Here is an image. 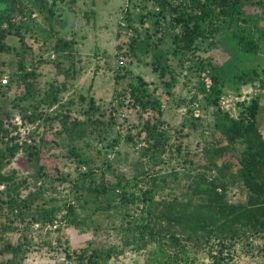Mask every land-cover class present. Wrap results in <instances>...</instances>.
<instances>
[{
	"label": "trees",
	"instance_id": "trees-1",
	"mask_svg": "<svg viewBox=\"0 0 264 264\" xmlns=\"http://www.w3.org/2000/svg\"><path fill=\"white\" fill-rule=\"evenodd\" d=\"M70 2L75 3L74 0ZM142 2L153 6L148 12L152 17L150 29L142 33L134 28L128 18V28L133 30L134 35L130 36L127 49L121 51V57L142 62L140 55L150 56L153 72L160 77L170 75L169 81L165 83L168 95H172L171 90L177 82L168 63L169 56H177L181 67L189 60L192 61L202 74L192 101L203 103L207 110L212 109L213 122L201 121L199 107L198 110L189 111L191 117L183 122L175 137L163 120L164 103L149 91L148 83L131 71L118 75V80L129 79L126 88L118 93V106L129 107L131 102L139 111L137 125H132L124 138L138 151L139 157L137 171L131 179L122 173H114V179H110L107 171L98 172L84 165L90 163L80 158L77 144L86 142L93 131L106 122L115 125L114 117L105 121L107 112L93 96L81 97V108L84 110L80 116L72 115L68 106L72 102L63 105L60 100L67 89L66 82L51 83L43 97H40L32 83L37 78L36 71L28 68L27 36L19 32L17 27V16L22 20L33 8L48 14L51 25L65 23L63 18L66 13L75 18L73 8L67 0H0V54L11 55L1 60L0 80L6 75V65L16 66L14 79L28 87L20 97L9 101L7 98L0 99V254L10 256L0 264L21 263L23 249L30 245L28 239L36 232L35 226L43 230L59 220L63 223L58 227L59 232L66 227L82 229L87 221L79 217V209L90 213L93 220V217L101 214L109 217L108 213L112 210L148 204L147 220L137 229L143 241L140 250L150 245L156 246L152 252V264H191L189 256L192 251L198 253L215 242L222 249L220 255H212L213 261L210 264H221L236 242L250 243L257 238L264 240L261 97L256 95L251 101L239 103L240 109L236 116L222 106L225 88L229 86L236 89L256 85L263 87L264 67L260 62L257 61L254 66L241 67V63L236 61L245 58L264 60V27L260 26L259 18L245 10L250 3L264 8V1L183 0L177 4L172 0ZM90 12L84 14L87 16ZM145 18L147 16H141L140 21L147 25ZM14 33L19 36L23 50L6 42L8 36ZM167 38L171 42L170 47L163 48L161 44ZM72 40V37L51 40L54 42L53 52L57 54L55 66L58 75L65 74L66 80L76 78L71 73L74 71L73 65L66 70L62 63L64 57L73 55ZM226 42L234 49L233 61L227 63L226 69L218 59L215 63L207 62L211 71L207 70L205 61H199V58L195 60L201 49H212ZM118 61L120 67L125 65ZM29 101L30 105H23ZM16 114L19 116L16 117ZM14 119L17 123L13 122ZM38 121L45 127L38 140L31 136L30 140L20 143V136L16 133L18 128L24 123L35 124ZM185 128L196 132L202 130L199 154H190L189 143L183 144L190 136V133H185ZM137 136L141 141L136 139ZM174 137L176 141H173ZM63 138L68 142L67 156L76 157L81 169L86 170L79 174L70 189L69 201L59 207L47 203L41 183L31 189L29 179L20 178L19 172L9 167L23 152L28 161L38 166L37 178L43 179L46 173L42 158L56 148L55 139ZM183 151L192 158H189L191 165L182 171L175 168L171 171H150V164L158 167L164 164V155L168 154L173 159ZM193 159H196V163ZM231 194L240 198L232 201ZM60 212L63 213L61 218L58 217ZM129 217L133 219L134 215ZM20 225L26 237L24 241L14 244L6 235L19 231ZM146 237L147 240H144ZM63 253L69 264H109L114 257L122 254V250L116 246L89 245L80 250L65 247Z\"/></svg>",
	"mask_w": 264,
	"mask_h": 264
},
{
	"label": "rangeland",
	"instance_id": "rangeland-1",
	"mask_svg": "<svg viewBox=\"0 0 264 264\" xmlns=\"http://www.w3.org/2000/svg\"><path fill=\"white\" fill-rule=\"evenodd\" d=\"M70 1L67 0V3L70 4L75 13L73 20L69 18L70 22L65 21V23L51 25L48 14L41 13L34 8L32 11L27 12L22 20L20 16H17L18 31L27 36L26 44L29 47L26 53L28 68L36 71L37 75V78L32 81L35 84L34 89L40 97H43L51 83L66 82L67 89L60 96V100L63 105L72 102L68 106L75 117L80 116L84 110L81 108V97L89 98L93 96L99 106L107 112L104 120L110 121L113 116L115 125L106 122L104 126L98 127L86 142L77 144V153L80 158L89 161V165L84 164L88 169L91 168L98 172L107 171L110 179H114V173L125 174L127 179H131L137 171L139 156L138 151L128 144L124 138L130 131V127L137 125L139 111L137 107L131 105V102L129 107L127 105L124 107L118 106V93L126 88L129 79L118 80L117 76L124 74L126 71H131L133 75H139L148 83L149 91L154 96L162 99L164 103L163 120L166 126H169L173 135L177 137V130L181 129L183 122L191 117L189 111L198 110L200 107L201 121L203 123L205 121L213 122V110H207L203 103L199 104L197 101H192L194 94L197 93L202 74L196 69L197 67H194L192 61L189 60L184 67H181L178 57L171 54L168 63L175 74L177 82L171 90L172 95H168L165 83L169 81L170 75L160 77L158 73L153 72L150 56L140 55L142 62L124 57L126 60L125 65L120 67L118 60L123 56L121 51L127 49V44L130 41V35L126 33L121 24L125 21L128 26V18H130L134 28H137L140 32L143 33L150 29L152 17L148 15V12L153 8L151 4L143 3L142 0H95L96 10H91V0H85L88 1L86 4L76 0L75 3L71 4ZM172 1L177 4L183 0ZM250 4L246 6V12L259 18L260 26L264 27V8ZM86 12L91 14L86 16L84 14ZM66 16H68L67 13ZM141 16H147L145 18L148 21L147 25L142 24L140 21ZM52 32L54 33L53 36H51ZM57 37H72V41H74L72 46L73 55L69 58L64 57L62 63L66 70L70 65H73L74 71L71 73L75 75V80H66L65 74L58 75L55 66L57 54L53 52V41ZM6 42L12 47L20 48L22 46L19 36L15 33L10 34ZM170 43L167 38L161 46L169 48ZM227 44L229 45L227 42L219 44L212 49L205 47L196 54L195 60L199 58V61H205L207 66V62L213 61L215 63L218 59L226 69L227 63L233 61L232 51H234ZM23 49L21 47V50ZM10 56V54L7 56L0 54V63H2V59H7ZM239 60L236 62L241 63L239 64L241 67L257 65V61L264 67V60H250V58ZM4 68L6 73L4 76L9 77L10 84L8 87L0 86V99L7 98L9 101L12 98L20 97L28 87L25 83L14 79L13 74L17 70L16 66L6 65ZM206 68L208 71L212 70L209 65ZM256 95L261 97L262 114L260 121L264 135V76L262 88L258 85L252 88L241 87L236 89L234 86L225 88L222 106L236 116L240 109L239 103L246 100L251 101L253 97H257ZM184 100L185 102L180 104ZM30 103L31 101L24 102L23 105H30ZM34 103L35 101H33ZM123 113H125V118ZM18 116L19 114H16V117ZM14 121L17 123L15 119ZM44 128L40 121L35 124L27 122L20 129L18 128L16 133L20 136V143L30 140L31 136L38 140ZM201 131L196 132L185 128V133H190V136L185 139L183 144L189 143L190 154L201 152ZM134 133H136V130ZM175 137L173 141H176ZM49 138L52 139L53 137L49 136ZM136 139L141 141L138 136ZM55 141L56 148L52 152L44 154L42 158L46 173L43 179L37 178L38 166L28 161L23 152L17 156L9 169H16L22 179L27 177L31 189H35V185L41 183V187L44 189L43 197L48 201L47 203L62 207L65 201H69L70 189L79 174L84 170L81 169V164L76 157L67 156V140L63 138L55 139ZM109 155H111L110 158ZM163 158L165 162L162 166L149 165L151 172L171 171L173 168L182 171L184 167L191 165L189 158L192 157L187 156L186 151H183L181 154H176L173 159L168 154L164 155ZM193 160L196 163V159ZM231 195L230 199L232 201H237L240 198L235 194ZM148 206V204L139 207L131 205L129 208L112 210L108 213L109 217H107V214L97 215L93 217L94 221L91 218L92 216L90 217V213L79 209L77 211L79 217L85 218L87 221L86 226L82 229L66 227L59 232L47 228L41 230L35 226L36 232L29 236L30 245L24 247L22 254V257H24L20 264H69L63 253L65 247L80 250L89 245H92V247L116 246L119 250H122V254L114 257L109 264H152V252L155 251L156 246L150 245L147 249L140 250L139 246L143 244V241L137 229L147 220ZM128 215H134V218L132 219ZM62 216L63 213L60 212L58 217ZM128 220L131 222H128ZM19 227V231L6 235V238L14 244L24 241L26 237L22 225ZM144 240H147V237ZM221 249V246L215 242L198 253L191 250L190 263L210 264L213 261L212 255H220ZM229 252L228 255L230 256L226 254L225 261L221 264H264V240L259 238L250 243L236 242L231 246ZM9 257V255L0 254V262Z\"/></svg>",
	"mask_w": 264,
	"mask_h": 264
},
{
	"label": "built area",
	"instance_id": "built-area-1",
	"mask_svg": "<svg viewBox=\"0 0 264 264\" xmlns=\"http://www.w3.org/2000/svg\"><path fill=\"white\" fill-rule=\"evenodd\" d=\"M121 25H122V27L124 28V30L126 31V33H127L128 35H130V36H133V35H134L133 30L128 28V26H127V24H126L125 21H123ZM53 57H54V56H53ZM125 62H126L125 58L122 57V58L120 59V64L123 65V64H125ZM9 84H10V79H9V77H8V76H3V78L0 80V85H1L2 87H6V86H8ZM196 106H197V105H196ZM123 117L125 118V113H123ZM140 146H141V145H139L138 148H140ZM83 170H86V169L83 168ZM60 218H61V217H60ZM60 225H63V223H62L61 221H59V220H55V222H54L53 224L48 225L46 228H47V229H50V230H55V231H57V230H58V227H59ZM37 227H38V226H37Z\"/></svg>",
	"mask_w": 264,
	"mask_h": 264
},
{
	"label": "crops",
	"instance_id": "crops-1",
	"mask_svg": "<svg viewBox=\"0 0 264 264\" xmlns=\"http://www.w3.org/2000/svg\"><path fill=\"white\" fill-rule=\"evenodd\" d=\"M75 1V0H74ZM76 1H78V2H81V3H83V4H86L88 1H85V0H76ZM92 1V3H91V10H96L95 8V6H96V1L95 0H91ZM77 2V3H78ZM69 18H70V20H73V16H71L70 14H68V16H64V21H68V22H70L69 21ZM75 27V26H74Z\"/></svg>",
	"mask_w": 264,
	"mask_h": 264
}]
</instances>
